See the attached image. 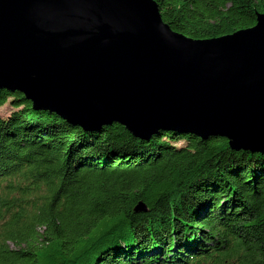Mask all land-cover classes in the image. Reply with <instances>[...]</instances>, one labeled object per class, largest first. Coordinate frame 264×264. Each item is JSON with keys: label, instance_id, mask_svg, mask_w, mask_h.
<instances>
[{"label": "trees", "instance_id": "obj_1", "mask_svg": "<svg viewBox=\"0 0 264 264\" xmlns=\"http://www.w3.org/2000/svg\"><path fill=\"white\" fill-rule=\"evenodd\" d=\"M153 1L192 40L264 15V0ZM6 104L0 264H264V152L118 123L90 131L3 89Z\"/></svg>", "mask_w": 264, "mask_h": 264}, {"label": "water", "instance_id": "obj_2", "mask_svg": "<svg viewBox=\"0 0 264 264\" xmlns=\"http://www.w3.org/2000/svg\"><path fill=\"white\" fill-rule=\"evenodd\" d=\"M3 89L90 131L118 123L264 152V15L192 40L153 0H0Z\"/></svg>", "mask_w": 264, "mask_h": 264}, {"label": "rangeland", "instance_id": "obj_3", "mask_svg": "<svg viewBox=\"0 0 264 264\" xmlns=\"http://www.w3.org/2000/svg\"><path fill=\"white\" fill-rule=\"evenodd\" d=\"M10 111V106L8 104L4 105L2 108H0V115L6 116L8 115ZM42 231V229L39 230V232Z\"/></svg>", "mask_w": 264, "mask_h": 264}]
</instances>
